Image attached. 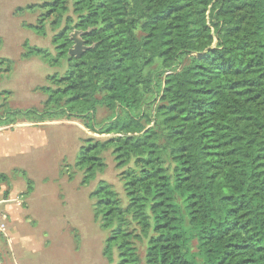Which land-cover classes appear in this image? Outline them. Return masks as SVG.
Segmentation results:
<instances>
[{"label": "trees", "instance_id": "1", "mask_svg": "<svg viewBox=\"0 0 264 264\" xmlns=\"http://www.w3.org/2000/svg\"><path fill=\"white\" fill-rule=\"evenodd\" d=\"M54 32L42 113L78 120L75 167L110 151L123 195L98 180L107 264H264V0H42ZM87 49L68 55L69 34ZM106 116L98 119V111Z\"/></svg>", "mask_w": 264, "mask_h": 264}, {"label": "rangeland", "instance_id": "2", "mask_svg": "<svg viewBox=\"0 0 264 264\" xmlns=\"http://www.w3.org/2000/svg\"><path fill=\"white\" fill-rule=\"evenodd\" d=\"M42 11V0H0V119L16 110L42 113L50 76L66 67H50L43 54L32 53L55 55L50 27L44 34L29 27ZM38 115L0 123V264H107L108 234L94 218L91 193L104 180L123 195L120 172L106 151L103 172L83 186L75 160L83 140L110 135L92 134L78 120ZM105 116L98 111V119Z\"/></svg>", "mask_w": 264, "mask_h": 264}, {"label": "water", "instance_id": "3", "mask_svg": "<svg viewBox=\"0 0 264 264\" xmlns=\"http://www.w3.org/2000/svg\"><path fill=\"white\" fill-rule=\"evenodd\" d=\"M84 32L74 30L69 34V39L72 41V46L68 50V55L76 59L80 58L83 52L87 49L84 46L81 36Z\"/></svg>", "mask_w": 264, "mask_h": 264}, {"label": "built area", "instance_id": "4", "mask_svg": "<svg viewBox=\"0 0 264 264\" xmlns=\"http://www.w3.org/2000/svg\"><path fill=\"white\" fill-rule=\"evenodd\" d=\"M1 202H3V201H0V203ZM4 202H6V201H4ZM8 202V201H7ZM2 217H4L5 218V216L4 215H2ZM0 220H2V218H1V215H0ZM3 227H1V229H2Z\"/></svg>", "mask_w": 264, "mask_h": 264}, {"label": "crops", "instance_id": "5", "mask_svg": "<svg viewBox=\"0 0 264 264\" xmlns=\"http://www.w3.org/2000/svg\"><path fill=\"white\" fill-rule=\"evenodd\" d=\"M13 209H15V208H13Z\"/></svg>", "mask_w": 264, "mask_h": 264}]
</instances>
